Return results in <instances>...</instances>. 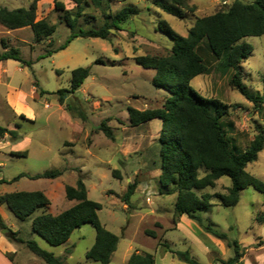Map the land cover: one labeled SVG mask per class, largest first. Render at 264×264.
<instances>
[{"label":"rangeland","instance_id":"1","mask_svg":"<svg viewBox=\"0 0 264 264\" xmlns=\"http://www.w3.org/2000/svg\"><path fill=\"white\" fill-rule=\"evenodd\" d=\"M32 1L0 0V5L10 9L28 8ZM55 1L63 2L71 17L79 12L77 30L100 28L105 22L104 14L114 16L124 7H136L139 13L122 24L121 30L113 29L108 39L79 36L65 49L48 56V51L60 48L72 33L65 12L56 9ZM154 1L84 0L78 5L73 0H40L37 18L46 19L56 27L54 34L41 42L35 41L30 28L9 30L0 24V53L4 51V39L9 48H19L22 58L31 62L30 65L14 59L0 62V125L17 130L19 135L16 140L8 135L7 142L0 141V180L6 181L0 185V194L41 190L51 201L48 208L38 209L26 220L18 219L6 204H0V214L8 230L4 234L0 229V264H48L25 242L9 239L6 236L9 231L18 232L23 241L36 240L43 249L60 257L63 264H100L86 258L96 240V230L90 223L74 230L69 240L59 246L50 245L32 229L33 218L43 211L56 215L74 204L66 198L65 186H74L79 172L84 176L88 197L102 204L98 211L100 221L119 237L110 264H128L130 253L135 251L154 254L158 264H186L167 252L163 244L175 250H190L200 264H216L232 258L233 248L226 240L206 231L209 225L225 233L229 240L236 239L246 246L257 237H264V223L256 220L264 212V193L253 187L241 192L234 207H223L214 198L216 205L212 210L200 213L202 224L196 221L202 230L222 241L224 249L220 246L212 249L210 243L184 223L177 229L180 220L174 209L176 194L158 193L155 175L161 171L158 138L162 123L156 119L132 126L128 108H160L168 93L153 85L155 70L140 66L136 57L162 55L171 49V38L159 30L160 19L186 35L196 17L213 14L233 0H182L183 19L166 14ZM243 41L253 46V52L242 63V82L251 93L263 94L264 35L247 36ZM217 65L218 62H211L210 73L195 77L192 86L202 96L218 98L229 106L223 124L231 141L245 149L251 141L250 133L254 132L252 116L258 113L264 117V106L256 113L254 104L230 86L233 69L228 68L222 74ZM78 67H89L90 76L75 94H67L65 102L60 103L58 91L70 89L72 70ZM11 102L23 103L34 115L16 117ZM68 104L84 111L87 119L79 118L77 111H69ZM104 121L112 129L113 139L98 128ZM23 150L28 151L26 157L11 155L13 151ZM52 170L62 173L54 179L23 176L12 181L21 174L35 176ZM247 170L256 175L263 173L264 150L258 163L248 164ZM133 182H137V187L128 206L123 196ZM230 185V178L223 176L215 188L198 194L226 193ZM148 191L151 202L147 201ZM149 230L155 231L157 237L148 235ZM164 253L167 255L161 259ZM246 259L247 264H264V249L249 248Z\"/></svg>","mask_w":264,"mask_h":264},{"label":"trees","instance_id":"2","mask_svg":"<svg viewBox=\"0 0 264 264\" xmlns=\"http://www.w3.org/2000/svg\"><path fill=\"white\" fill-rule=\"evenodd\" d=\"M39 1L33 0L28 8L10 9L0 5V24L9 30L30 28L36 42L50 38L56 27L46 19L37 18ZM73 1L80 5L84 0ZM154 4L166 14L178 19H183L185 16V4L182 0H155ZM55 7L65 12V21L72 33L60 48L48 51V56L65 49L79 36L108 39L113 29L121 30L122 24L139 13L136 7H124L114 16L104 14L105 22L100 28L77 30L79 12L75 17H71L70 10H67L60 1H55ZM159 30L171 38L173 43L171 49L162 55L137 56L136 62L143 68L155 70L152 83L156 88L167 91L168 96L160 108L139 110L129 107V121L132 126L154 119L161 121L162 128L158 138L161 173L156 178L158 193L176 194L174 204L176 215L186 214L190 219L202 224L200 213L210 211L214 207V198L223 207H234L240 201L241 192L248 187L264 193V182L247 170V165L257 161L259 153L264 149V126L255 121L254 138L245 149L239 148L231 141L223 124L229 106L218 98L202 96L192 86V80L196 76L210 73L211 62H218L217 69L222 74H225L228 68L233 69L230 86L252 102L256 111L261 110L264 106V92L251 93L242 82L241 74L242 63L253 52V46L243 39L247 36L264 35V0H254L251 3L233 0L229 6L213 14L196 17L194 25L188 29L186 35L179 34L165 19L159 20ZM3 48L0 62L14 59L24 64H31L30 61L22 58L19 48H9L4 39ZM89 76V67L72 70L70 89L58 91L59 102L64 103L67 94H75ZM37 86L39 87L38 83ZM40 94L42 96L44 91L41 90ZM67 109L75 113L77 111L71 104L67 105ZM77 116L84 121L87 119L82 110L77 111ZM98 128L109 138H114L112 129L105 121ZM5 135H9L12 140L19 137L17 130L0 125V138ZM11 155L26 157L28 151H13ZM201 171L204 174H201ZM61 173L60 170H52L35 176L21 174L12 181L23 176L54 179ZM113 173L115 176L118 175L116 171ZM223 176L231 180L226 193L198 194L199 191L215 188L218 180ZM5 182L0 180V185ZM136 187L137 182L129 184L123 196L128 206L131 204V197ZM65 196L74 204L56 215L43 211L35 216L32 221L33 232L50 245L59 246L69 240L74 230L90 223L96 230V240L87 251L86 258L100 264H110L119 237L106 229L100 221L98 211L102 209V204L88 197V189L82 173L79 172L74 186H65ZM50 203L48 196L41 190L0 194V204H6L20 220L28 219L38 209L48 208ZM256 220L264 223V212H260ZM5 227L6 224L0 214V229ZM205 229L219 239L226 240L228 246L234 250L232 258L222 260L218 264H243L246 247L236 239L229 240L225 233L218 232L211 225ZM147 233L154 238L157 237L155 231L149 230ZM6 236L16 242H25L34 254L48 264H63L60 257L43 249L36 240L23 241L18 237V232L12 231ZM163 245L167 252L176 255L179 260L187 264H200L192 257L190 250H175L167 244ZM261 245H264V239L258 238L256 246ZM128 264H156V258L150 252L135 251L130 255Z\"/></svg>","mask_w":264,"mask_h":264},{"label":"crops","instance_id":"3","mask_svg":"<svg viewBox=\"0 0 264 264\" xmlns=\"http://www.w3.org/2000/svg\"><path fill=\"white\" fill-rule=\"evenodd\" d=\"M194 22H195V20H194ZM194 22H193V25H194ZM187 31H188V30H187ZM198 76H199V75H198ZM196 77H197V76H196ZM194 79H195V78H194ZM198 86H200V83H199ZM249 104H250V102H249ZM11 105H12V108L14 109V112H15L16 117H17V116H21V115H23V114L26 115V116H28V117H30L31 115H34L32 109H31L30 107H27L26 105H23V103H21V102H16V103L11 102ZM255 112L257 113L256 110H255ZM252 118H253L255 121H258L260 124L264 123V117L258 115V113L255 114V115H253ZM154 120H156V119H154ZM158 120H159V119H158ZM152 121H153V120H152ZM152 121H149V122H146V123H150V122H152ZM161 125H162V124H161ZM161 128H162V126L160 127V130H161ZM7 136H8V135H5L4 137L0 138V141L3 140V141H5V142H7V141H8V140H7ZM253 138H254V133H250V140H252ZM263 150H264V149H263ZM263 150L259 153L258 160L260 159ZM258 160L255 161V162H252V163H258ZM254 165H256V164H254ZM160 173H161V171L157 172V174L155 175V177L157 178V177L159 176ZM250 173H251V172H250ZM252 174H253L254 176H256L257 178H259L260 180L264 181V171H263V173H262L261 175H260V174L256 175V174H254V173H252ZM219 180H220V179H219ZM219 180H218V181H219ZM217 184H218V182H217ZM226 188H227V187H226ZM215 205H216V204H215ZM215 205H214V206H215ZM211 210H212V209H211ZM211 210H210V211H211ZM207 212H209V211H207ZM200 216H201V215H200ZM201 217H202V216H201ZM179 220H180V221H177V223H178V227H177V229H179L180 225H182V224L184 223V224L190 226L191 229H192L193 231L196 230V233L200 234V235L202 236V238L204 239L205 242L210 243L209 246H210L211 248L214 247V246H215V247H216V246H220V247H222V249H224V247H226L222 241H220V240L214 238L213 236H211V235H210L208 232H206L205 230H202V229H203L202 226L197 225V224H196V221L190 219L186 214H182V215H180V216H179ZM214 224H215V225H218L217 223H214ZM258 238H260V239H264V237L259 236V237H257V240H256L254 243H252L251 245H249V246H246L244 243L240 242V243L242 244L243 247H246V248H247L246 255H245L244 258H243V264H247V262H246V260H247V259H246V256H247V254H248V249H249V248H252V249H254V250H258V251L264 249V245H261V246H258V247L256 246V243H257V241H258ZM204 247H205V249L207 250V247H206V246H204ZM130 248H132V247H130ZM212 249H213V248H212ZM132 253H133V252H132ZM132 253H130V255H131ZM130 255H129V256H130ZM166 255H167V253H164L163 256L161 257V259L165 258ZM171 257H172V256H171ZM175 258H177V257H175ZM218 259H222V258H218ZM222 260H224V259H222ZM184 263H185V262H184ZM156 264H158V263H157V259H156ZM186 264H187V263H186Z\"/></svg>","mask_w":264,"mask_h":264},{"label":"built area","instance_id":"4","mask_svg":"<svg viewBox=\"0 0 264 264\" xmlns=\"http://www.w3.org/2000/svg\"><path fill=\"white\" fill-rule=\"evenodd\" d=\"M224 3H226V2H224ZM147 195H148L147 196V201L148 202H151V197H150V192L149 191L147 192ZM216 264H218V263H216Z\"/></svg>","mask_w":264,"mask_h":264},{"label":"water","instance_id":"5","mask_svg":"<svg viewBox=\"0 0 264 264\" xmlns=\"http://www.w3.org/2000/svg\"><path fill=\"white\" fill-rule=\"evenodd\" d=\"M6 231H8V230H7V229H5V228H4V229H2V232H3L4 234H5V232H6Z\"/></svg>","mask_w":264,"mask_h":264}]
</instances>
